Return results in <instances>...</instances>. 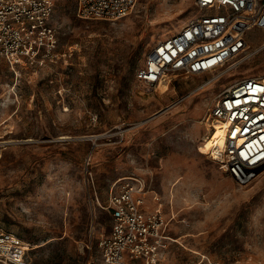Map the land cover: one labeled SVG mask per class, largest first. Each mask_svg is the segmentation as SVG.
I'll return each mask as SVG.
<instances>
[{"label": "rangeland", "instance_id": "1", "mask_svg": "<svg viewBox=\"0 0 264 264\" xmlns=\"http://www.w3.org/2000/svg\"><path fill=\"white\" fill-rule=\"evenodd\" d=\"M197 1L138 0L106 21L54 0V60L1 62L0 231L30 244L28 264H103L104 205L129 177L145 180L148 208L168 223L159 264H264V171L237 185L207 155L219 132L202 150L220 95L264 74V33L252 31L248 51L217 71L170 73L169 90L137 77L160 40L201 14Z\"/></svg>", "mask_w": 264, "mask_h": 264}, {"label": "built area", "instance_id": "2", "mask_svg": "<svg viewBox=\"0 0 264 264\" xmlns=\"http://www.w3.org/2000/svg\"><path fill=\"white\" fill-rule=\"evenodd\" d=\"M138 0H77L83 19L117 21ZM201 14L179 32L160 40L137 72L155 89L170 73L201 75L225 67L248 51L249 34L264 33V0H198ZM54 0H0V64L29 66L57 56L58 27ZM170 82V81H169ZM222 134L207 154L239 186L252 184L264 171V74L243 78L226 89L208 115ZM213 136V135H212ZM120 178L104 208L112 215L111 232L100 239L103 264H159L170 248L168 223L161 208L147 205L143 179ZM99 204H101L99 202ZM29 243L0 231V264H28Z\"/></svg>", "mask_w": 264, "mask_h": 264}, {"label": "bare ground", "instance_id": "3", "mask_svg": "<svg viewBox=\"0 0 264 264\" xmlns=\"http://www.w3.org/2000/svg\"><path fill=\"white\" fill-rule=\"evenodd\" d=\"M161 84L164 85L165 90H169V84H168V81L167 80L166 81H162L159 85H161ZM214 126L217 128V130H216L215 133L213 132L210 135H206L205 134V137H204V140H203V143H202V150L204 152H208L213 147L212 146V138H213L212 135L213 134H216L217 132H219L220 135L222 134V129H220V123L218 121H214ZM217 142H219V144H222L223 143V141L221 139H219ZM217 142H215V143L217 144Z\"/></svg>", "mask_w": 264, "mask_h": 264}]
</instances>
